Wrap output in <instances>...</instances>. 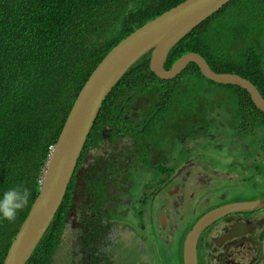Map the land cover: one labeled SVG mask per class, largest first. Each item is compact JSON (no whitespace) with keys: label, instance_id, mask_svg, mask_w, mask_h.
I'll list each match as a JSON object with an SVG mask.
<instances>
[{"label":"trees","instance_id":"trees-1","mask_svg":"<svg viewBox=\"0 0 264 264\" xmlns=\"http://www.w3.org/2000/svg\"><path fill=\"white\" fill-rule=\"evenodd\" d=\"M180 1L0 0V190L22 185L30 191L29 202L15 221H0V264L37 195L50 146L88 75L122 38ZM186 35L177 47L192 48L216 72L236 73L249 79L264 98V0H227ZM173 57L170 55L169 62ZM147 62L146 57L138 60L111 88L94 125H103L112 116L115 104L123 99L124 105L130 102L131 109L137 110L127 99L130 90H149L157 83H180L182 74L189 69L207 85L234 93L232 111L239 131L243 124L264 128V113L243 88L205 79L193 62L172 79H159ZM156 98L163 102L165 96L158 94ZM125 140L114 137L120 143ZM185 148L179 145L177 149L183 154L175 157L184 156ZM134 149L140 155L142 168L148 164L158 168L162 163L166 173L181 169L179 161L170 163L167 150L157 142L146 145L137 140ZM144 173L141 180L150 187V175ZM62 209L61 204L25 264H52V260L68 253L59 238ZM97 237L75 241L84 250Z\"/></svg>","mask_w":264,"mask_h":264},{"label":"flooded vegetation","instance_id":"flooded-vegetation-1","mask_svg":"<svg viewBox=\"0 0 264 264\" xmlns=\"http://www.w3.org/2000/svg\"><path fill=\"white\" fill-rule=\"evenodd\" d=\"M216 91L218 98L226 97L234 104V93L228 94L224 87ZM158 94L165 96L163 102L156 98ZM127 95V99L133 101L132 104L138 109H131L130 102L124 105L123 99L122 103L115 104L117 110L121 105L119 111L115 112V121L110 117L103 121V125L93 124L87 136V146L81 152V160L68 181L59 233L60 244L68 253L62 256L61 264H119L120 248H117L119 245L115 241L122 230H132V218L139 230L136 246L140 254H136L134 262L125 264H182L183 241L205 213L218 206L224 208L232 202L251 200L264 194L263 181L258 177L260 173L250 171L253 163L264 161L246 162L254 157L250 147L254 143L249 131L241 127L237 135L226 136L224 142L218 145L231 155L229 158L234 156V166L238 172L231 175L208 170L201 163L199 152L204 145L214 146L219 139L216 134L219 132H215V126L219 123L218 114L214 110H199L196 117L198 108L195 107L193 112L190 110L187 95L179 101L182 110L177 113L167 102V95L159 91L153 94L144 88H136ZM130 95L134 97L131 99ZM160 106L162 110H158ZM155 119L168 120L169 124L185 120L191 122L190 127L173 136L186 147L184 155L188 177L185 184H179L176 188L172 186L170 192L167 190V199H164V203L167 201V208H164L167 213L162 208L157 211L158 215L164 214L165 223L172 226L170 236L165 235L164 240L160 237L162 227L157 228L153 217L145 213L152 204L153 196L145 200L144 213L136 215L130 205L136 189L131 178L125 175L127 169L131 171L137 166L142 167V160L134 145L137 140L145 141L146 145L152 142L150 131L152 133ZM248 122L251 123L250 120ZM114 137H124L126 140L120 143L114 141ZM226 159L221 163L223 168L227 167ZM124 162H129L128 168L118 169ZM240 162L242 166H238ZM255 178L258 180L255 181ZM213 179L219 184L214 183ZM92 180L97 181L98 185H92ZM229 181L231 186L223 190ZM152 184L154 182L150 178L147 190L155 188ZM151 233L154 240H151ZM88 236L98 237L90 248L84 247L82 250L77 247L75 239H90ZM195 248L197 264H264V205L219 213L197 229Z\"/></svg>","mask_w":264,"mask_h":264},{"label":"water","instance_id":"water-1","mask_svg":"<svg viewBox=\"0 0 264 264\" xmlns=\"http://www.w3.org/2000/svg\"><path fill=\"white\" fill-rule=\"evenodd\" d=\"M227 0H184L177 7L164 12L155 21L165 31H158L150 20L139 26L101 58L77 93L57 140L46 161L38 193L16 231L2 264H25L33 248L42 237L59 206L75 159L97 112L111 88L127 69L145 52L150 51L149 69L159 78H171L187 61H193L207 79L223 84L237 85L249 95L254 106L264 113V98L256 86L236 73L213 71L198 53H188L174 60L165 69L162 65L167 48L186 30L218 9ZM180 15H175L176 11ZM185 22V27L183 23ZM180 23V24H177ZM180 31V32H179ZM264 205V194L247 201H236L213 210L193 225L182 244V264H197L195 238L197 229L224 210L251 209Z\"/></svg>","mask_w":264,"mask_h":264},{"label":"rangeland","instance_id":"rangeland-1","mask_svg":"<svg viewBox=\"0 0 264 264\" xmlns=\"http://www.w3.org/2000/svg\"><path fill=\"white\" fill-rule=\"evenodd\" d=\"M193 82L198 83L199 85V79L196 77L195 73L192 71L190 75L185 76L182 78V81L176 85L180 88V92L185 90L188 91V93H195L197 98H201L202 93L199 91L197 95L198 88H194L193 91L191 89L193 88ZM227 87V86H226ZM227 92V91H226ZM188 105L191 106L190 110L195 109V107L198 108V112L195 113V116H199V110L204 111H215L218 114V122L215 126V132L217 134V138H219L214 146L212 145H204V147L201 148L199 154L201 155V163L206 166L208 170H218L220 172H228L229 174L233 175L236 172H238V168H235L234 166V156L233 158H229L228 156H231L227 151L224 150L223 147L219 148L218 145H221L222 142H224L226 136H235L238 134L239 129L238 125H236V119L234 118V112L232 111V101L226 100V97L218 98L211 97L209 99H201L199 102H195L192 97H188ZM215 106V107H214ZM188 110V111H190ZM187 113V110L184 112ZM182 115V113H181ZM181 117V116H180ZM191 126V122L189 120H185L181 123H171L169 124V121H163L161 119H155V123L152 125L150 131V139L153 142H157L162 145L163 149H166L169 153L170 149H175L176 153H180L182 155L183 153L181 150L177 149L179 145H182V142H178L179 140H176L173 138L174 134L176 132H181L182 130L188 128ZM250 126L247 124L243 125V129L245 131H249V135L251 136V141L253 140V144H250V147L253 150V156L250 157L246 162H254L257 160L264 161V130L260 128V126H255L253 128H249ZM152 134V135H151ZM248 140V139H247ZM263 141V142H262ZM137 146H140L139 144ZM255 152H258V155H255ZM227 163V167L223 168L221 166V163L225 161ZM164 161V159L160 160ZM146 163V162H145ZM144 163V164H145ZM161 163V162H160ZM170 163L172 164V160H170ZM129 162H124L123 166H119L118 169L124 170L128 168ZM185 165V162H183L180 167L182 168ZM238 166H242V163H238ZM147 167H150L147 169ZM251 172H257L260 173L258 176L260 180L263 181L264 186V162H258L253 163V166L250 167ZM148 173L151 178V182H154L153 186L158 187L160 183L166 178L167 173L163 170V164L161 163V166L158 168H154L153 166H147L142 167H135L131 171L129 169L125 170V175L127 178H131V183L134 184L136 190H140V192H143L146 188L147 181L141 180L142 176L145 175V173ZM258 179L255 178V181ZM213 182L216 184H219L215 179H213ZM92 185L96 186L98 185V182L95 180L91 181ZM231 182H227V186L223 189L230 187ZM264 192V190H263ZM138 195V191H135V199ZM232 196V195H230ZM240 198V197H237ZM255 199V198H254ZM247 201V200H246ZM135 208V204H131ZM139 207V204H138ZM134 219L132 218V223L134 225ZM130 223V222H129ZM132 225V230H122L121 236L116 240L115 242L119 245L117 248H120L118 250L119 256L118 261L119 264H125L127 262H134L136 254H140L136 243L138 242L139 238V230L134 225ZM151 240H154L152 237V233L150 234ZM60 258V259H59ZM62 257H58L54 260H52V264H61Z\"/></svg>","mask_w":264,"mask_h":264},{"label":"clouds","instance_id":"clouds-1","mask_svg":"<svg viewBox=\"0 0 264 264\" xmlns=\"http://www.w3.org/2000/svg\"><path fill=\"white\" fill-rule=\"evenodd\" d=\"M182 1H184V0H182ZM182 1H180V2H178V3H176L175 5H173V6H171V7H169V8H167V9H165V10H163L162 12H160L159 14H157L154 18H152V19H150V20H154V22L157 24V27H158V31L160 32V31H165V27H162L159 23H157L156 21H155V19L157 18V17H159L160 15H162L164 12H167L168 10H170V9H172V8H175V7H177L178 6V4H180ZM178 9L179 8H177V11H176V14L175 15H180L179 14V12H178ZM217 10V9H216ZM215 10V11H216ZM213 13V12H212ZM210 15V14H209ZM208 15V16H209ZM208 16H206V17H208ZM205 17V18H206ZM204 18V19H205ZM204 19H202V20H204ZM150 20H147L146 22H148V21H150ZM201 20V21H202ZM201 21H199V22H201ZM146 22H144V23H146ZM198 22V23H199ZM143 23V24H144ZM198 23H196L195 25H197ZM143 24H141V25H143ZM177 24H180V23H177ZM140 25V26H141ZM195 25H193L191 28H189L188 30H186L179 38H177L168 48H167V51H166V54H165V57H164V61H163V67L165 68V69H167L170 65H171V63L174 61V60H176V59H178L180 56H184V55H186V54H188V53H198V52H196V51H194V50H192V48H185V49H182V48H179V47H177V45H178V43L184 38V37H186L187 35V33H189L192 29H193V27L195 26ZM139 27V26H138ZM138 27H136V28H138ZM184 27H185V22L183 23V27H182V29H181V31H183V29H184ZM135 28V29H136ZM134 29V30H135ZM180 32V31H179ZM199 54V53H198ZM170 55H174V57H173V59L169 62V58H170ZM199 55H201V54H199ZM202 56V55H201ZM146 57V60L149 62V58H150V51H146L145 52V54L141 57V58H145ZM203 57V56H202ZM141 58H139L138 60H140ZM204 58V57H203ZM137 60V61H138ZM137 61H135L133 64H135ZM206 61V60H205ZM148 62H147V66H148V68H149V65H148ZM167 62H169L170 64H169V66L166 68L165 66H166V63ZM190 62H193V61H187L185 64H184V66L179 70V72H181V71H183L184 69H187L186 67L188 66V64L190 63ZM99 63V62H98ZM97 63V64H98ZM194 63V62H193ZM132 64V65H133ZM195 65H196V63H194ZM208 64V63H207ZM131 65V66H132ZM130 66V67H131ZM209 66V65H208ZM129 67V68H130ZM196 67H197V69L199 70V68H198V66L196 65ZM210 67V66H209ZM128 68V69H129ZM127 69V70H128ZM150 70V69H149ZM213 70V69H212ZM214 71V70H213ZM92 72V71H91ZM178 72V73H179ZM191 72L192 71H190L189 69H188V72L185 74V72H184V74H182V78H184L185 76H188V75H190L191 74ZM200 72V71H199ZM216 72V71H215ZM178 73H176L173 77H175ZM219 73V72H218ZM224 73H227V72H224ZM125 74V73H124ZM202 75V74H201ZM89 76V75H88ZM123 76V75H122ZM121 76V77H122ZM203 76V75H202ZM120 77V78H121ZM173 77H171V78H167V79H172ZM197 77V76H196ZM204 77V76H203ZM119 78V79H120ZM159 78V77H158ZM198 79H199V77H197ZM205 79H207L206 77H204ZM87 79V78H86ZM159 79H165V78H159ZM167 79H165V80H167ZM207 80H209V79H207ZM142 81V79H140L139 80V82H141ZM209 81H211V80H209ZM85 82V81H84ZM199 85H198V83H196V82H193V88L191 89V91H193L194 90V88L196 87V88H198V91H197V95H198V92L200 91L201 93H202V96H201V98H197L196 97V94L195 93H188V91H185V90H183V91H181L180 92V88L178 87V85H176V84H178V83H175V84H159V83H157L156 85H154V86H152L148 91L149 92H151V93H153V94H155V93H157V91H159V92H161L162 94H165V95H167V102H170L171 103V108L173 109V111H175V113H177V112H181V110H182V106H180V104H179V101L180 100H183V97L185 96V95H187V98L188 97H192L193 98V100L197 103V102H199L201 99H209V98H211V97H216L217 96V91H216V89L217 88H219V87H216V88H214V87H211V86H209V85H207L206 83H204L203 81H200V79H199ZM117 83V82H116ZM115 83V84H116ZM204 85H203V84ZM216 83V82H215ZM220 84H223V83H220ZM143 85H145V83H143ZM82 87V86H81ZM156 87H158V90H156L155 88ZM225 91H226V89H225ZM77 96V95H76ZM107 96V95H106ZM130 97H131V99L134 97V95H130ZM104 101V100H103ZM73 103V102H72ZM103 103V102H102ZM72 105V104H71ZM101 106H102V104H101ZM101 106H100V108H101ZM70 108H71V106H70ZM69 108V109H70ZM100 108H99V110H100ZM99 110H98V112H97V115H96V117H95V119H94V121H93V123H92V125H91V127H90V129H89V131H88V133H87V135H86V138H85V140H84V143L82 144V146H81V148H80V150H79V153L77 154V156H76V159H75V162H74V165H73V169H72V171L75 169V167H76V165H77V163H78V161H80L81 159H80V155H81V152L86 148V146H87V142H86V140H87V136H88V134H89V132H90V130H91V128H92V126H93V124H95V122H96V120H97V117H98V113H99ZM117 111V107H115L114 106V109L112 110V118H115V112ZM68 112H69V110H68ZM68 112H67V114H68ZM67 114H66V117H67ZM66 117H65V119H66ZM65 119H64V121H65ZM64 121H63V123H64ZM63 125V124H62ZM61 128H62V126H61ZM61 130V129H60ZM59 133H60V131H59ZM59 133H58V135H59ZM58 135H57V137H58ZM57 137H56V140H57ZM56 140H55V142H56ZM55 142H54V144H55ZM54 144H52L51 146H50V150H49V153H48V155H47V158H46V160H45V162H44V166H43V168H42V171H41V174H40V176H39V183H40V180H41V176H42V173H43V171H44V169H45V165H46V161H47V159H48V157H49V155H50V152H51V150H52V148H53V146H54ZM182 152V151H181ZM183 153V152H182ZM168 155H169V159H175V160H177V161H179V163H181L182 162V160H184L185 161V166H183L181 169L180 168H173V169H171L168 173H167V175H166V178L161 182V184L156 188H152L151 190H147V187L144 189V191L143 192H140V190H135V191H138V195L136 196V199H135V191H134V193L132 194V197H131V200H130V205L131 204H135V208H134V206H132L131 205V207H132V209L134 210V212L136 213V215L137 214H143L144 213V204H145V200L147 199V198H149V197H151V196H153V200H152V204H151V206H149L148 208H147V210H146V212L145 213H149L152 217H153V219H154V221H155V224H156V226H157V228H159L160 229V227H162V229H160V237H161V239L162 240H164V238H165V235H167V237H169L170 236V231H171V228H172V226H171V224H169L168 223V225L165 223V215L164 214H160V215H158L157 214V211H159L158 209L159 208H162L163 210H164V212L165 213H167V210L166 209H164V208H167V201L164 203V199H167L166 198V192H167V190L170 192L171 191V188H172V186H174V188H176L177 186H179V184H185L186 183V181H187V177H188V171H187V162H186V157H185V155L184 156H182V157H175V156H181L180 155V153H176V150L175 149H170L169 150V153H168ZM71 174H72V172H71ZM71 174H70V176H71ZM69 179H70V177H69ZM69 179H68V181H69ZM67 184H68V182H67ZM67 184H66V187H67ZM38 189H39V187H38ZM66 189L67 188H65V190H64V193H63V196H62V199H61V202H60V204H59V206L63 203V201H64V196H65V194H66ZM37 193H38V191H37ZM29 195H30V191H29V189L27 188V187H24V186H22V185H15V186H12V187H8V188H5V189H3V190H0V221H7V222H9V223H12V222H14L15 221V219H16V217H17V214H18V212L21 210V209H23L24 207H25V205L29 202ZM261 196V195H260ZM259 196V197H260ZM36 197V196H35ZM35 199V198H34ZM34 201V200H33ZM33 203V202H32ZM138 204H139V207H138ZM58 206V207H59ZM31 207V206H30ZM57 207V208H58ZM30 209V208H29ZM219 209H221V208H219V206L218 207H216V208H213L212 209V211L213 210H219ZM57 210V209H56ZM29 211V210H28ZM56 212V211H55ZM208 212H211L210 210L208 211ZM207 212V213H208ZM28 213V212H27ZM206 214V213H205ZM205 214L202 216V217H204L205 216ZM27 215V214H26ZM201 217V218H202ZM24 220V219H23ZM200 220V219H199ZM169 222L171 223V219L169 218ZM20 226V225H19ZM18 230V229H17ZM13 239V238H12ZM12 241V240H11ZM38 243V242H37Z\"/></svg>","mask_w":264,"mask_h":264}]
</instances>
